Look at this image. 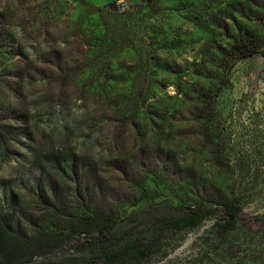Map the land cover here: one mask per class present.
I'll return each instance as SVG.
<instances>
[{
  "label": "rangeland",
  "instance_id": "rangeland-1",
  "mask_svg": "<svg viewBox=\"0 0 264 264\" xmlns=\"http://www.w3.org/2000/svg\"><path fill=\"white\" fill-rule=\"evenodd\" d=\"M107 1L0 0V206L28 231L29 219L40 225L47 217L39 190L51 184L67 207L77 204L75 176L63 172L71 161L113 185L112 203L126 214L141 196V163L155 170L154 160L166 159L168 170L148 182L150 195L170 199L191 166L206 171L192 111L198 81L226 75L216 65L244 56L250 41L261 47L231 69L233 86L220 89L221 99L234 108L253 101L264 112V0ZM206 227L178 234L165 243V258L146 264H214L193 253ZM74 250L62 245L10 264H56Z\"/></svg>",
  "mask_w": 264,
  "mask_h": 264
},
{
  "label": "trees",
  "instance_id": "trees-1",
  "mask_svg": "<svg viewBox=\"0 0 264 264\" xmlns=\"http://www.w3.org/2000/svg\"><path fill=\"white\" fill-rule=\"evenodd\" d=\"M89 6L100 16L111 14L104 11L105 6ZM76 35H80L78 41L85 40L82 45L88 44L83 28ZM125 38L114 43L121 45ZM260 47L250 41L244 56L216 65L226 75H211L208 85L198 81L202 87L192 99V111L208 167L201 172L191 166L180 193L172 199L150 195L148 177L166 172L167 161L157 157L155 170L141 163L144 173L136 183L141 196L128 201L132 209L126 214L112 203L117 193L113 185L89 165L71 161L63 172L75 176L74 207H67L69 200L50 184L48 190L37 193L47 219L40 225L29 219L34 228L28 231L23 219H14L0 206V264L29 261L62 245L75 250L56 264H146L154 256H167V241L206 223L196 238L195 255L202 253L214 264H264V112L256 111L253 101L235 108L224 106L220 90L231 89V69L257 54ZM150 58L160 64L158 55ZM121 171L127 173V166ZM36 184L40 186L39 179Z\"/></svg>",
  "mask_w": 264,
  "mask_h": 264
},
{
  "label": "built area",
  "instance_id": "built-area-1",
  "mask_svg": "<svg viewBox=\"0 0 264 264\" xmlns=\"http://www.w3.org/2000/svg\"><path fill=\"white\" fill-rule=\"evenodd\" d=\"M117 4H118V7L120 8H124V3L123 2H119V1H117Z\"/></svg>",
  "mask_w": 264,
  "mask_h": 264
},
{
  "label": "crops",
  "instance_id": "crops-1",
  "mask_svg": "<svg viewBox=\"0 0 264 264\" xmlns=\"http://www.w3.org/2000/svg\"><path fill=\"white\" fill-rule=\"evenodd\" d=\"M90 1H92V2H93V0H90ZM109 1H114V0H108L107 2H109Z\"/></svg>",
  "mask_w": 264,
  "mask_h": 264
}]
</instances>
